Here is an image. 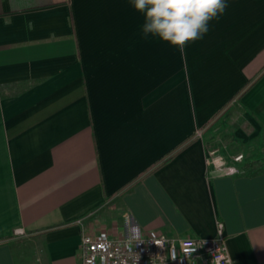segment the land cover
<instances>
[{"label":"crops","instance_id":"obj_1","mask_svg":"<svg viewBox=\"0 0 264 264\" xmlns=\"http://www.w3.org/2000/svg\"><path fill=\"white\" fill-rule=\"evenodd\" d=\"M228 3L181 54L128 0H0V264H79L78 219L191 238L221 221L233 264H264V171L243 172L264 161V0Z\"/></svg>","mask_w":264,"mask_h":264},{"label":"built area","instance_id":"obj_2","mask_svg":"<svg viewBox=\"0 0 264 264\" xmlns=\"http://www.w3.org/2000/svg\"><path fill=\"white\" fill-rule=\"evenodd\" d=\"M237 98H233L229 105ZM204 128L195 133L201 138ZM206 163L221 175L241 172L240 164L244 155L237 153L226 162L219 148L205 146ZM85 219L75 224L81 228L78 259L79 264H233L227 251L224 225L216 222L215 236L212 238H191L170 236L156 231L138 235L130 241V236H114L107 230L86 231ZM23 228H15L11 238L25 237Z\"/></svg>","mask_w":264,"mask_h":264},{"label":"clouds","instance_id":"obj_3","mask_svg":"<svg viewBox=\"0 0 264 264\" xmlns=\"http://www.w3.org/2000/svg\"><path fill=\"white\" fill-rule=\"evenodd\" d=\"M142 15L139 31L145 40L167 44L181 54L189 44L202 40L210 22L219 21L229 6L228 0H128ZM32 26V22H28ZM134 230L130 241L138 239Z\"/></svg>","mask_w":264,"mask_h":264},{"label":"trees","instance_id":"obj_4","mask_svg":"<svg viewBox=\"0 0 264 264\" xmlns=\"http://www.w3.org/2000/svg\"><path fill=\"white\" fill-rule=\"evenodd\" d=\"M247 170H252L253 172H262L264 171V161H258L253 164H248L243 166V172Z\"/></svg>","mask_w":264,"mask_h":264},{"label":"rangeland","instance_id":"obj_5","mask_svg":"<svg viewBox=\"0 0 264 264\" xmlns=\"http://www.w3.org/2000/svg\"><path fill=\"white\" fill-rule=\"evenodd\" d=\"M258 149H259V147L256 148L257 151H259ZM260 151H262V152H260L261 153L260 155H264V149H262Z\"/></svg>","mask_w":264,"mask_h":264}]
</instances>
